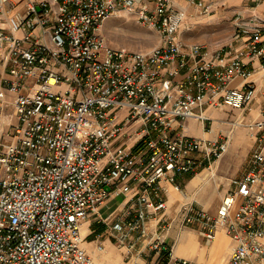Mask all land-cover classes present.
Segmentation results:
<instances>
[{
	"label": "built area",
	"instance_id": "1",
	"mask_svg": "<svg viewBox=\"0 0 264 264\" xmlns=\"http://www.w3.org/2000/svg\"><path fill=\"white\" fill-rule=\"evenodd\" d=\"M20 3L14 9L17 0H0L8 75L0 115L8 91L15 116L0 141V264H94L81 230L91 212L119 191L134 214L110 229L143 230L148 216L166 209V182L181 190L176 177L224 153L237 125L251 138L246 171L229 179L214 213L188 201L179 212L182 223H199L206 243L223 229L231 239L226 264H264V91L255 119L236 118L212 138L185 131L190 117L209 131L208 109H249L253 59L264 74L260 0L231 11V40L214 48L179 34L189 6L207 16L214 0ZM126 14L158 41L144 49L110 44L103 21ZM235 77L240 85L231 84ZM168 227L139 236L156 254L148 264H202L173 251L162 234Z\"/></svg>",
	"mask_w": 264,
	"mask_h": 264
},
{
	"label": "crops",
	"instance_id": "2",
	"mask_svg": "<svg viewBox=\"0 0 264 264\" xmlns=\"http://www.w3.org/2000/svg\"><path fill=\"white\" fill-rule=\"evenodd\" d=\"M183 1L184 0H182V2ZM242 1L243 0H234L233 2H235V4H233V6L243 5L241 4ZM253 1L254 0H250L245 4H252ZM214 5L215 6L211 14L207 16L199 14L194 15V10L190 9V6L188 7V13L190 14V16L188 15L189 17H186L179 28V34L185 41H207L209 42L207 45H209L211 48H214L216 45H218L214 42L215 39H220L222 37V39H224L227 34L229 35V33L231 35L232 27L229 21L231 12L227 15V19L229 21L228 24L220 19L223 17V14L221 11H218L219 9H217L218 6L216 5V3H214ZM256 9L259 11L264 10V0H260V3L256 6ZM107 19L108 17L103 21L105 27H108L112 24V22L108 23ZM153 34L155 35V37H157V33L155 31H153ZM240 44L241 43L237 42L236 46H240ZM252 65L254 66L255 71L252 73L251 78L255 82L256 89L249 109L242 112V110L238 108H233V114L231 117H229L227 111H229V108L232 107L228 105H221L213 109H208V112L213 117L211 129L209 131H206L204 129V122L199 120L197 121V119L190 117L185 120V131L187 133L195 136L212 138L218 135H222L227 130L230 123V120H228V118L238 117L239 119L241 118L244 122H247L255 119L258 116L261 101L263 98L264 74H262L261 72L259 60L257 58L253 59ZM7 76L8 75L6 73V70L0 61V85ZM242 81L243 80L240 77H235L231 80V84L240 85ZM5 98L8 100V103L6 106H4L3 111L0 115V141L3 139L1 135L2 131L8 127L7 125L10 122L15 121L13 103L11 101V99L13 98L12 93L7 91ZM246 112L247 114H245ZM195 126H198V128H195ZM241 128L242 129L240 130L242 132L245 130L246 133V126H243ZM236 131V128L234 130L232 129L231 134L234 135ZM231 140L232 137H230V144ZM247 140L248 142H250L249 146L251 148V138L248 137ZM218 163L219 159L217 158L211 163L210 167L205 168L204 170L202 169L203 171H200L195 175L190 173L178 175L176 177V181L180 184L181 190L174 189L173 183L166 182L167 191L165 192V196L167 203L169 202L168 205L170 207V211L173 210V219L169 221V227L166 230L162 231L164 239L172 245L173 251L177 255L187 257L202 264H226L229 256L228 248L231 245V239L223 231V229H218L215 239L210 243H206L196 226L182 223L181 214L179 212V206L182 200L179 197L178 192L181 191L182 195H184L183 197L187 198L190 196L189 194L192 193L193 187L201 189V187L205 183H208V176L211 174L209 172H205V170L207 171L211 169L214 165V169H216ZM185 174L187 176L184 179L183 175ZM203 190H205V188L202 189L201 192V196L204 198L203 193L205 191L203 192ZM225 190L223 191V193L225 192ZM123 197V193L119 191H113L111 195L106 199V201L99 205L82 222L81 230L85 239V246L91 253L94 264H148L156 257V254H154L153 258H150L148 256L149 252L147 251H149L150 249L145 245V239L139 238V240L137 241L138 245L135 244V247L131 248L128 247L127 243L121 244L120 241L126 239H121L124 231L127 229L126 227H124V230L122 232L110 229L114 221L122 220L125 222L128 220V218L123 216L125 213V198L123 199ZM221 197L222 194L219 193L218 195H214V198L205 199L204 205L206 207H204L203 205L201 206L206 208L209 212L214 213L217 205L221 200ZM162 218V215L158 217L155 216L150 217L145 221V224L148 228V236L151 233H154L157 229H160L161 226L165 225V219ZM153 220L154 224H152ZM97 244H101L102 247L98 249ZM129 251L131 252V254L129 253ZM128 256L129 258L125 259Z\"/></svg>",
	"mask_w": 264,
	"mask_h": 264
},
{
	"label": "rangeland",
	"instance_id": "3",
	"mask_svg": "<svg viewBox=\"0 0 264 264\" xmlns=\"http://www.w3.org/2000/svg\"><path fill=\"white\" fill-rule=\"evenodd\" d=\"M234 0H216L215 3L218 6L217 9H219L218 11L222 12V21H225L226 23H228V19H227V15L234 9L237 7V5H234L235 2H233ZM250 0H243L241 4H245L246 2H249ZM180 3H182V0H179ZM183 3H186V0L183 1ZM240 3V2H239ZM254 3V1H253ZM232 4V5H231ZM240 5V4H239ZM22 5L20 3V0H17V4L15 5L14 9H19L21 8ZM225 7V8H224ZM190 9L195 10V8H193L192 6L189 7ZM216 10V9H215ZM214 10V11H215ZM190 12V11H189ZM216 12V11H215ZM194 15L199 14L198 11H194L193 13ZM200 15V14H199ZM190 16V14H189ZM188 16V17H189ZM187 17V18H188ZM190 19V18H189ZM107 22L112 24L108 27H105L104 24L102 26V32L104 33L107 41L112 44V45H125L129 48L132 49H144V48H148L151 45L155 44L158 41V37H155V35L153 34V30L143 26V25H139L137 23H135L133 21V19L131 17H128L127 15L125 16H111L108 17ZM229 24V23H228ZM230 33L229 35L227 34L225 36L224 39L222 38H217L214 40V42L216 44H225L228 43L230 40ZM202 43L208 44L209 42H205L203 41ZM233 108H229V111H227L229 117L232 116L233 114ZM247 114V112L245 113ZM236 118H228V120L232 121ZM238 119V117H237ZM198 121V120H197ZM229 126L228 128L230 127ZM241 127H243V125H237L233 128V130L236 128L237 131L234 133V135H231L232 140H231V144L228 147V149L222 153L219 156H214L211 157V161L210 163L206 164L205 166H203L198 172H200L202 169L208 168V166L215 160V159H219V163L218 166L215 168V165L213 166V170L214 173L210 174L208 176V183H205L201 189L197 188V187H193L192 193H190L189 197L184 198L180 192L179 193V197L181 198L182 201H191L193 205L195 206H201L203 205L204 207H206L204 205L205 199H210V198H214V195H218L219 193L223 194V191L229 186L228 185V181L231 177L233 176H241L242 173H244V171H246L247 167H248V159L250 156V142H248V134H247V130L245 133V130L242 132L240 129H242ZM195 128H198V126H195ZM227 128V130H228ZM197 130V129H196ZM238 140V141H237ZM237 141V143H236ZM189 174V173H188ZM195 175V174H194ZM187 175H183V178L185 179ZM203 190V196L204 198L201 196V192L202 189ZM184 193V192H183ZM124 199V197H123ZM207 201V200H206ZM104 203V202H103ZM169 203V202H168ZM168 203H166L167 207L164 210V213L162 215V219L164 220V223L169 222L173 219V215H172V211H170V207L168 205ZM133 211L131 208H128L126 205L124 207V217L131 219V217H133ZM131 215V216H130ZM160 215V213L156 214V215H151L148 216L146 219H149L150 217H158ZM154 219V218H153ZM144 223H146L144 221ZM162 223V222H161ZM152 224H154V220L152 221ZM163 224V223H162ZM187 225H193L196 226L197 229L200 228L199 223L197 222H193ZM128 229V230H127ZM124 231V234L122 236L121 239H124L122 241H120L121 244L127 243L128 247H135L134 245H138L137 241L139 240V238L143 239L142 237H139L141 235H146V237H148V228L146 226V224L144 225V229H129L127 228ZM143 231V232H142ZM152 234V233H151ZM147 238H145L146 240ZM91 241V239H90ZM83 246L86 248L85 246V239H83L82 242ZM133 245V246H132ZM86 250H88L86 248ZM149 252V257L153 258L154 256V252L152 250L147 251ZM228 252H230V247L228 248ZM129 253L131 254V252L129 251ZM123 254V253H122ZM129 256L125 259H128Z\"/></svg>",
	"mask_w": 264,
	"mask_h": 264
},
{
	"label": "bare ground",
	"instance_id": "4",
	"mask_svg": "<svg viewBox=\"0 0 264 264\" xmlns=\"http://www.w3.org/2000/svg\"><path fill=\"white\" fill-rule=\"evenodd\" d=\"M127 16H128V14H126ZM101 30H102V28H101ZM103 31V30H102ZM238 120H239V118H238ZM211 166V164L208 166V167H210ZM204 170V169H203ZM203 170H201V171H203ZM205 172H209V173H211V174H213L214 173V170H213V166H212V168L211 169H209V170H205ZM209 175V174H208ZM198 183H199V181H198Z\"/></svg>",
	"mask_w": 264,
	"mask_h": 264
}]
</instances>
